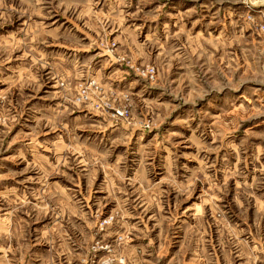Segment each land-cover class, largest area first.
<instances>
[{
    "label": "rangeland",
    "instance_id": "374dc122",
    "mask_svg": "<svg viewBox=\"0 0 264 264\" xmlns=\"http://www.w3.org/2000/svg\"><path fill=\"white\" fill-rule=\"evenodd\" d=\"M249 5L0 0V264H264Z\"/></svg>",
    "mask_w": 264,
    "mask_h": 264
},
{
    "label": "built area",
    "instance_id": "2783aa9c",
    "mask_svg": "<svg viewBox=\"0 0 264 264\" xmlns=\"http://www.w3.org/2000/svg\"><path fill=\"white\" fill-rule=\"evenodd\" d=\"M245 1H247V5L250 6L249 3H253V2H255L256 0H253V1H251V0H245ZM250 7H251V6H250ZM252 8H253V7H252ZM261 32H262L263 35H264V26H261Z\"/></svg>",
    "mask_w": 264,
    "mask_h": 264
},
{
    "label": "crops",
    "instance_id": "0c3cea01",
    "mask_svg": "<svg viewBox=\"0 0 264 264\" xmlns=\"http://www.w3.org/2000/svg\"><path fill=\"white\" fill-rule=\"evenodd\" d=\"M263 8H264V6H263Z\"/></svg>",
    "mask_w": 264,
    "mask_h": 264
}]
</instances>
